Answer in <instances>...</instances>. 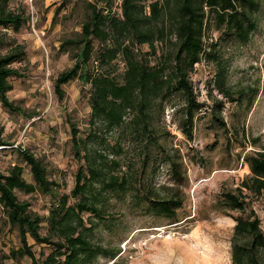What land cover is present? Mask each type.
Segmentation results:
<instances>
[{"label": "trees", "instance_id": "1", "mask_svg": "<svg viewBox=\"0 0 264 264\" xmlns=\"http://www.w3.org/2000/svg\"><path fill=\"white\" fill-rule=\"evenodd\" d=\"M10 2L0 0V47L9 46L0 54V100L8 112L25 115L8 93L13 88L10 78L22 76L15 63L26 58V47L15 40L7 42L6 31L18 32L30 18L23 9L11 8ZM87 7L81 32L61 45L63 50L76 49V61L54 83L60 102L66 95L65 84L78 79L83 88L88 86L91 113L87 134L81 135L79 126L67 119L75 156L82 162L75 185L70 194L61 193L44 162L30 149L17 146L33 180L24 177V167L19 164L8 172L0 171V204L7 223L19 231L21 243L7 258L26 256L30 264H100L102 259L127 264L121 247L104 244L98 232L115 231L121 220L124 223L126 214L112 210L121 203L134 214L179 222L178 211L185 201L181 186L187 180L183 156L160 142L171 133L158 134L156 123L167 106L179 100L180 129L188 139L194 138L196 117L205 106L192 80L196 65L204 59L216 65L213 84L223 98L213 99L212 111L221 113L225 100L243 101L248 94L228 85V65L220 47L250 40L259 25L261 0H91ZM213 22L220 34L216 42H208ZM168 43L173 46L169 48ZM144 45L150 50L144 52ZM119 60L123 72L117 68ZM256 93L250 96L249 107ZM216 120L226 126L222 117L216 116ZM12 146L0 138V150ZM129 148L138 152V162L126 161ZM244 160L250 175L235 189L223 190L215 208L238 213L233 216V264H264V230L252 208L254 198L264 193V146L247 153ZM164 167L177 189L169 188L167 182L157 184L155 178ZM17 191L48 195V215L31 210L30 202L20 200ZM44 221L46 232L42 231ZM29 236L46 244L49 252L42 251L38 258Z\"/></svg>", "mask_w": 264, "mask_h": 264}, {"label": "rangeland", "instance_id": "2", "mask_svg": "<svg viewBox=\"0 0 264 264\" xmlns=\"http://www.w3.org/2000/svg\"><path fill=\"white\" fill-rule=\"evenodd\" d=\"M91 0H11L10 7L23 9L30 21L18 32L6 31L7 42L16 41L26 47V58L16 62L22 76L10 78L13 85L9 98L21 106L26 114L8 112L0 100V138L13 143L0 150V171L8 172L19 164L24 167V177L32 181L30 168L21 161L17 146L28 148L40 158L49 177L60 185V192L70 194L81 161L75 156L71 141V118L86 135L89 130L91 106L88 86L75 79L63 87L66 91L62 102L54 91L58 74L76 61V49L61 48L66 39L81 32L88 17L87 4ZM120 2V1H119ZM118 2V3H119ZM258 13L259 25L245 43H222L220 52L228 65V85L235 92H248L243 101L225 100V105L212 111L213 99H222L214 87L215 63L202 60L192 73V80L199 99L205 106L195 121L194 138L188 139L180 129L182 103L176 100L168 105L164 116L156 123L158 134L170 132L160 142L170 150H179L183 156L187 180L181 186L185 201L178 211L179 222L151 215L134 214L121 203L112 208L116 214H126L115 231L100 229L98 238L109 246H119L127 264H233V235L237 212L223 213L215 208L223 190L235 189L250 175L244 157L264 146V0ZM116 11L120 9L116 7ZM220 31L213 22L206 40L216 42ZM160 46V45H159ZM173 45L168 43V47ZM9 46L0 47V54ZM148 45L143 46L147 52ZM123 72L121 60L117 63ZM256 93L249 107V98ZM222 117L226 126L216 120ZM126 147V145H125ZM138 149V148H137ZM126 161L138 162V152L129 148ZM168 168L160 170L158 183L176 186L169 181ZM168 190V189H167ZM20 200L30 202L31 210L48 215L50 198L41 191L16 192ZM75 202L74 198H70ZM252 208L261 220L264 230V193L254 198ZM113 214V212L111 213ZM46 232L47 222H43ZM29 243L39 258L42 251L49 252L46 244H38L29 236ZM20 236L11 228L0 204V264H30L29 257L18 260L7 258L10 251L19 248ZM100 264H112L100 260Z\"/></svg>", "mask_w": 264, "mask_h": 264}]
</instances>
